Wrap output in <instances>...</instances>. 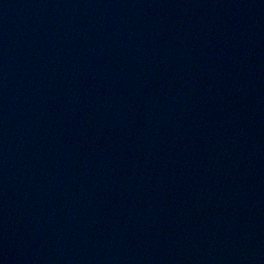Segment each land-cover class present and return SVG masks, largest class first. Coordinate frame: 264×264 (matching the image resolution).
<instances>
[{"label": "water", "instance_id": "water-1", "mask_svg": "<svg viewBox=\"0 0 264 264\" xmlns=\"http://www.w3.org/2000/svg\"><path fill=\"white\" fill-rule=\"evenodd\" d=\"M0 264H264V0H0Z\"/></svg>", "mask_w": 264, "mask_h": 264}]
</instances>
